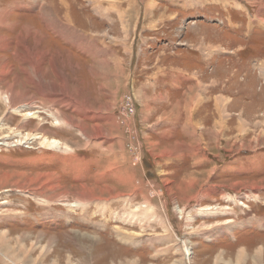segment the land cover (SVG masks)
Listing matches in <instances>:
<instances>
[{
	"label": "rangeland",
	"instance_id": "rangeland-1",
	"mask_svg": "<svg viewBox=\"0 0 264 264\" xmlns=\"http://www.w3.org/2000/svg\"><path fill=\"white\" fill-rule=\"evenodd\" d=\"M0 264H264V0H0Z\"/></svg>",
	"mask_w": 264,
	"mask_h": 264
},
{
	"label": "crops",
	"instance_id": "crops-1",
	"mask_svg": "<svg viewBox=\"0 0 264 264\" xmlns=\"http://www.w3.org/2000/svg\"><path fill=\"white\" fill-rule=\"evenodd\" d=\"M183 128H184V126H182L181 128H180V132H183ZM175 151H177V149H175ZM187 176H188V174H187ZM182 179H185V178H182ZM184 183H186V186H181L180 188H179V190L181 191V192H183L182 193V196L180 195L179 196V199L181 200V201H185L188 197H186V195L185 194H188V193H190V191H189V189L191 188L190 187V184L192 183H190L189 181H187V180H184L183 181ZM254 261V260H253Z\"/></svg>",
	"mask_w": 264,
	"mask_h": 264
},
{
	"label": "bare ground",
	"instance_id": "bare-ground-1",
	"mask_svg": "<svg viewBox=\"0 0 264 264\" xmlns=\"http://www.w3.org/2000/svg\"><path fill=\"white\" fill-rule=\"evenodd\" d=\"M66 27H67V26H66ZM70 29H71V27H70ZM68 30H69V29H68ZM36 64H37V63H36ZM260 67H261V66H260ZM38 79H39V78H38ZM57 93H58V92H57ZM61 94H62V93H61ZM65 95H66V94H65ZM67 96H68V95H67ZM69 96H70V95H69ZM68 98H69V97H68ZM73 100H74V99H73ZM73 102H74V101H73ZM73 102H72V103H73ZM81 102H82V101H81ZM216 103H217V102H216ZM216 105H218V103H217ZM220 106H221V107L224 106L223 102H221ZM74 107H75V106H74ZM216 107H217V106H216ZM73 109H74V108H73ZM222 109H223V107H222ZM222 109H221L220 111H221V112H225V110H222ZM186 110H187V109H186ZM193 110H195V106H194V108H193V107L191 108V112H192ZM223 114H224V113H223ZM193 115H194V114H193ZM195 129H196V128H195ZM195 135H196V134H195ZM34 138H35V137H34ZM34 138H33V139H34ZM56 143H57L56 140L51 141V145L54 146L55 148L58 147V146L56 145ZM14 145H15V144H14ZM181 242H182V244H183L184 246H186V248H187V253L189 254V253H190V252H189V251H190V248L187 247L188 241L181 240Z\"/></svg>",
	"mask_w": 264,
	"mask_h": 264
},
{
	"label": "built area",
	"instance_id": "built-area-1",
	"mask_svg": "<svg viewBox=\"0 0 264 264\" xmlns=\"http://www.w3.org/2000/svg\"><path fill=\"white\" fill-rule=\"evenodd\" d=\"M253 65H255V66H260V63H255V64H253Z\"/></svg>",
	"mask_w": 264,
	"mask_h": 264
}]
</instances>
